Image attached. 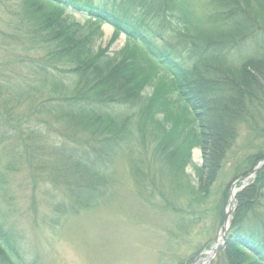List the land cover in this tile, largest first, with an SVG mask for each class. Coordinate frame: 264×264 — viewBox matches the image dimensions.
<instances>
[{
  "label": "trees",
  "instance_id": "obj_1",
  "mask_svg": "<svg viewBox=\"0 0 264 264\" xmlns=\"http://www.w3.org/2000/svg\"><path fill=\"white\" fill-rule=\"evenodd\" d=\"M4 26L1 46L25 69L0 77L5 170L38 177L57 223L109 200L122 158L137 197L182 237L222 226L231 185L264 161V0H20ZM120 35L129 43L110 52ZM241 130L257 152L208 205ZM234 199L211 264H264V166ZM0 264H25L1 219Z\"/></svg>",
  "mask_w": 264,
  "mask_h": 264
},
{
  "label": "rangeland",
  "instance_id": "obj_2",
  "mask_svg": "<svg viewBox=\"0 0 264 264\" xmlns=\"http://www.w3.org/2000/svg\"><path fill=\"white\" fill-rule=\"evenodd\" d=\"M19 3L20 0H0V33L7 30L6 26L2 29L7 13L16 10ZM71 17L85 22L80 15ZM102 31L103 38L98 44L105 47L113 30L103 26ZM128 43L120 35L110 52L115 53ZM1 45L0 42V77L10 76V70L25 71L24 64L15 63L17 59L11 55V46L8 50ZM35 56L36 53L29 55L34 59ZM149 92L151 89L147 90ZM2 151L0 147V219L11 232L25 264H178L204 243L212 244L201 251V260L197 264L215 261L216 253L207 260L209 255L204 251L222 245L221 227L217 222H207L210 228L203 236L193 232L188 238L182 237L176 227V217L153 211L137 197L125 159L118 158L113 166L114 182L109 200L77 218L57 223L47 208L48 199L43 195L46 186L38 188V177L32 179L23 167L12 173L6 171L8 158ZM256 152L255 140L241 130L209 195L208 205L217 202L223 185L231 180L234 165ZM192 163L201 164L198 149L192 151ZM187 172L193 173L191 168ZM231 192L232 187L225 212L233 209V201L228 204ZM179 236L180 240L177 239ZM172 241L179 244L170 250L168 242L172 244Z\"/></svg>",
  "mask_w": 264,
  "mask_h": 264
},
{
  "label": "water",
  "instance_id": "obj_3",
  "mask_svg": "<svg viewBox=\"0 0 264 264\" xmlns=\"http://www.w3.org/2000/svg\"><path fill=\"white\" fill-rule=\"evenodd\" d=\"M263 166H264V161L261 162V163H260V164H259L254 170H253L252 175H249V176H247V177H244V178H242V179H239L238 181H236V182L232 185V193H231V199H230V201L233 200V199H232L233 195L238 191V190H235V186H236L237 184H241V185H242L241 188H243V187L245 186L246 181H247L248 179H250L252 176H254V174H256V172H257L261 167H263ZM233 191H235L234 194H233ZM232 212H233V210L230 208V209L225 213L224 222H223V225H222V227H221V237H220L222 243H223V240H224V235H225V233H226V231H227V228H228V219H229V217L231 216ZM217 250H218V248H217V247H214V248H211V249H209L208 251L204 252L205 254L209 255V257H208L207 260H210V259L215 255V253L217 252ZM200 258H201V257L198 256V257L195 259V261L192 262L191 264H197V263L200 261Z\"/></svg>",
  "mask_w": 264,
  "mask_h": 264
},
{
  "label": "bare ground",
  "instance_id": "obj_4",
  "mask_svg": "<svg viewBox=\"0 0 264 264\" xmlns=\"http://www.w3.org/2000/svg\"><path fill=\"white\" fill-rule=\"evenodd\" d=\"M233 194H234V191H233Z\"/></svg>",
  "mask_w": 264,
  "mask_h": 264
}]
</instances>
